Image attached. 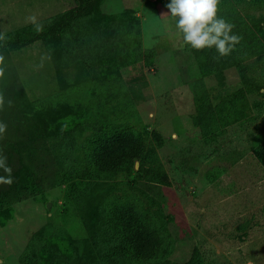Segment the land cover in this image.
<instances>
[{
    "label": "rangeland",
    "instance_id": "1",
    "mask_svg": "<svg viewBox=\"0 0 264 264\" xmlns=\"http://www.w3.org/2000/svg\"><path fill=\"white\" fill-rule=\"evenodd\" d=\"M168 3L94 0L61 38L15 49L36 31L27 17L45 29L86 0H0V155L13 169L0 184V264H138L109 222L128 200L169 247L152 264H264V0H220L242 37L226 57L185 45ZM120 126L168 184L139 161L93 175L88 143Z\"/></svg>",
    "mask_w": 264,
    "mask_h": 264
},
{
    "label": "trees",
    "instance_id": "2",
    "mask_svg": "<svg viewBox=\"0 0 264 264\" xmlns=\"http://www.w3.org/2000/svg\"><path fill=\"white\" fill-rule=\"evenodd\" d=\"M94 0H86L84 6L67 11L58 21L52 23L42 32L33 31L23 37L8 41L10 47L18 49L37 40H54L62 37L72 22L92 8ZM256 154L264 166V136L254 138ZM145 142L142 137L126 126L103 130L88 143V166L94 176L111 177L129 165L140 162L139 170L152 181L169 183L167 175L153 171L145 165ZM109 222L121 236L116 250L138 264H152L163 259L169 247L151 219L144 215L138 204L132 200L117 204L109 212Z\"/></svg>",
    "mask_w": 264,
    "mask_h": 264
},
{
    "label": "clouds",
    "instance_id": "3",
    "mask_svg": "<svg viewBox=\"0 0 264 264\" xmlns=\"http://www.w3.org/2000/svg\"><path fill=\"white\" fill-rule=\"evenodd\" d=\"M219 5L220 0H170L166 8L176 18L175 27L182 34L185 45L197 51L215 48L218 57H226L235 50L242 37L233 32L234 24L219 15ZM26 22H31L37 32L43 31V25L38 23L35 15L27 17ZM3 59L0 56V62ZM3 74L4 68L0 67V77ZM3 105L4 99L0 95V109ZM6 130L7 125L0 121V138ZM0 169L7 174L0 176V184L11 185L13 169L8 166L6 156L0 155Z\"/></svg>",
    "mask_w": 264,
    "mask_h": 264
}]
</instances>
